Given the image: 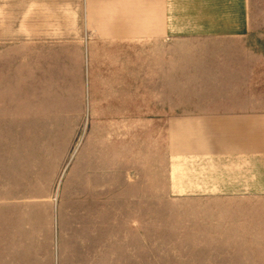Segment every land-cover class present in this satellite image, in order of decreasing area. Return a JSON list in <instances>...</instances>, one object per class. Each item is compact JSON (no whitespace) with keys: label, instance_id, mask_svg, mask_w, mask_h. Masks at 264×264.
Returning <instances> with one entry per match:
<instances>
[{"label":"rangeland","instance_id":"obj_1","mask_svg":"<svg viewBox=\"0 0 264 264\" xmlns=\"http://www.w3.org/2000/svg\"><path fill=\"white\" fill-rule=\"evenodd\" d=\"M18 4L0 0V234L4 209L42 199L86 241L76 264H264V170L225 153L239 133L222 123L264 111V0H246V33L172 35L170 129L135 105L89 110L83 39L38 50Z\"/></svg>","mask_w":264,"mask_h":264},{"label":"crops","instance_id":"obj_2","mask_svg":"<svg viewBox=\"0 0 264 264\" xmlns=\"http://www.w3.org/2000/svg\"><path fill=\"white\" fill-rule=\"evenodd\" d=\"M13 1L19 3L20 32L24 12L34 19L30 26L38 24V50L40 42L59 33L83 39L89 110L101 103L105 113L123 114L128 104L135 105L137 115L154 116H140L142 120L161 122L164 129L171 128L164 51L170 49L172 35L242 34L251 22L246 0ZM3 3L5 10L7 0ZM127 93L132 96L128 102ZM229 113L239 115L224 117V128L238 130L239 136L231 138L235 142L225 153L232 160L244 157L246 164L254 163L250 167L263 171L264 111ZM209 114L214 112L194 107V128H211L215 117ZM260 188L253 192L264 193V185ZM15 204L3 211L0 264H76V258L86 256V241L74 235L58 203L38 199L18 208Z\"/></svg>","mask_w":264,"mask_h":264}]
</instances>
